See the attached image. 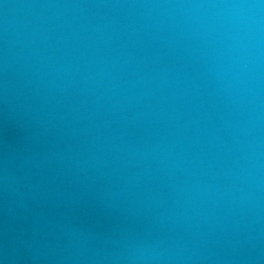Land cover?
<instances>
[{
	"label": "water",
	"instance_id": "obj_1",
	"mask_svg": "<svg viewBox=\"0 0 264 264\" xmlns=\"http://www.w3.org/2000/svg\"><path fill=\"white\" fill-rule=\"evenodd\" d=\"M0 264H264V0H0Z\"/></svg>",
	"mask_w": 264,
	"mask_h": 264
}]
</instances>
